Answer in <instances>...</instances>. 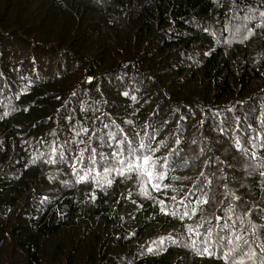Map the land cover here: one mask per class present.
Here are the masks:
<instances>
[{
    "label": "trees",
    "instance_id": "1",
    "mask_svg": "<svg viewBox=\"0 0 264 264\" xmlns=\"http://www.w3.org/2000/svg\"><path fill=\"white\" fill-rule=\"evenodd\" d=\"M260 11L264 0H0V264H223L219 249L217 256L201 258L185 248L189 234L181 227L206 219L217 228H239L236 220H214L224 217L221 201L229 199L219 169L212 168L209 203L181 220L165 217L141 197L135 174L116 177L97 165L92 179L77 183L67 164L46 161L49 155L57 160L50 152L54 141L73 142L87 156L88 137H94L92 146L99 143L93 128L114 131L115 122L143 136L151 124L158 140L184 133L182 145L168 143L157 152L164 157L169 148H180L165 181L177 191L152 195L179 201L189 185L172 177L190 180L207 170L204 161L213 153L201 149L220 140L215 156L236 166L229 175L239 181L229 187L249 205L259 203L264 194L245 175L250 152L234 148L236 132L221 135L213 125L231 118L226 110L240 101L246 103L237 114L255 108L244 123L256 127L258 116L264 120V69L253 64L264 56L255 27ZM233 14L236 23L253 27L249 40L223 31ZM246 15L255 19L245 21ZM218 38L230 43L217 44ZM81 126L88 131L77 136ZM100 150L110 155L107 147ZM185 159L195 162L185 168ZM158 239L165 242L160 251L139 255L142 245L155 247Z\"/></svg>",
    "mask_w": 264,
    "mask_h": 264
},
{
    "label": "snow or ice",
    "instance_id": "2",
    "mask_svg": "<svg viewBox=\"0 0 264 264\" xmlns=\"http://www.w3.org/2000/svg\"><path fill=\"white\" fill-rule=\"evenodd\" d=\"M231 11V9L229 10ZM255 11L249 9V12ZM260 23L255 27L260 29V36L264 39V11L259 12ZM239 18L233 14L224 24L223 31L231 33L233 39H239L241 41H247L255 35L253 27H250L247 23L238 24ZM255 17L246 15L245 21L254 20ZM205 31H208L205 29ZM230 43L229 40L222 41L217 39L216 43L220 44ZM209 53L205 52L204 55ZM254 65H258L259 69H264V56H258L253 60ZM264 74V73H262ZM23 79V78H21ZM94 80L93 77H87V82L91 84ZM27 87V85L25 86ZM99 91V89H97ZM23 94V92L21 93ZM77 92H73L72 95H77ZM121 95L127 97V92H122ZM18 98V97H17ZM59 99V97H57ZM135 99V97H133ZM246 102L240 101L239 104H245ZM233 105L232 108H228L226 111L233 113L231 118L225 116L219 124L213 125L214 130L218 129L221 135L229 132H236L237 137L234 140V148L244 155H249L251 163L248 164L245 171L246 176L253 178V187L258 188L259 191L264 194V120L258 116L256 119L258 124L253 127L251 123H244V121L255 112V108L248 110L245 108L244 114L240 115L236 113V108L239 106ZM27 111V109H25ZM59 111V110H58ZM82 112L86 109L81 108ZM8 115L7 112L4 114ZM107 115V113H103ZM221 113H214V116H220ZM66 119L70 117H65ZM185 117H181L184 119ZM98 119V118H97ZM95 123V122H93ZM130 125L131 121H127ZM167 123V121H165ZM203 123V121H202ZM244 123V128L247 129V134L243 135L241 130V124ZM235 124V127H232ZM75 127V126H74ZM104 128H108L109 125H103ZM150 131L144 132L143 136H140L138 132H135L131 128L121 129L119 125L113 122L112 128L114 131H108L106 133L101 132L99 128H93V131L97 133L95 139L99 141L97 146H92L91 141L94 137H88V155H85V149H81L76 152L73 147V142H67L61 146L60 143H55V147L50 149V152L57 157V160L52 159V155L48 156L47 163H62L67 164L76 178V182L80 183L87 179H92L89 175L91 172L96 171V166L99 165L104 173L109 175H115L116 177H122L127 179L129 174H135V184L138 194L146 199L151 200L155 209L165 217L179 218L181 220L185 218H191L196 215L201 209L200 205H206L212 198L210 177L215 175L212 172V168L219 169V177L225 181L221 187L224 188V195L229 197L228 200H222L221 204L224 205V217L214 216V220L225 219L228 221L236 220L239 223V228L235 224H227L214 227L213 224L207 222L206 219L201 220L199 223L193 225H182V231L188 233L186 243L184 247L191 250L197 257H215L217 252L215 249L220 250L219 259L223 264H246V261L251 264H264V195L261 196L260 202L252 201L251 205L245 201L242 197H238L229 187L230 184L239 183L235 175L230 176L229 172L236 170V166L229 163L226 158L215 156V151L218 149L214 145H219L220 140L213 143H205L204 149L213 153V158L204 161L207 167L201 168L198 175L194 178L187 177H172L173 180H180L188 183V188L183 192L182 198L177 201L175 196L170 198H158L152 195V193H160L162 189L170 188L172 191H177L172 185L167 184L166 176L170 174L176 168V161L179 159L180 148H169L167 154L164 157H160L157 152L167 147L168 143L174 145H182L184 142V133H179L175 138L166 137L162 140H158L159 129L153 128L151 124L147 125ZM88 129L81 126L79 132L86 133ZM55 135V133H53ZM75 140V137L73 138ZM153 141H157L153 144ZM84 143L83 140L79 141ZM40 143H44L43 140ZM196 143L195 140L192 141ZM245 143L250 147H245ZM107 147L110 151V155H105L100 149ZM227 149L225 153H227ZM31 162V161H30ZM194 160L185 159L182 162L183 167L187 168L194 163ZM83 164V167H81ZM63 183L67 184V181ZM95 183V181H94ZM183 187V183L181 184ZM241 189L245 187L244 184L240 185ZM95 200V194L91 197ZM168 199L171 200L173 207L170 209L168 206ZM47 197L42 198V202H46ZM246 209V210H245ZM244 229V231H241ZM202 230V231H201ZM202 239H194L193 237H201ZM252 241H256L253 244ZM183 238V237H182ZM169 240L173 244H178V240ZM164 240L158 239L152 242L155 247L141 246L142 251L139 255L143 254V251L152 253L154 251H160L164 247ZM259 249V253L256 251Z\"/></svg>",
    "mask_w": 264,
    "mask_h": 264
},
{
    "label": "rangeland",
    "instance_id": "3",
    "mask_svg": "<svg viewBox=\"0 0 264 264\" xmlns=\"http://www.w3.org/2000/svg\"><path fill=\"white\" fill-rule=\"evenodd\" d=\"M179 237H183L181 234H179ZM187 238V237H186ZM182 241V240H181Z\"/></svg>",
    "mask_w": 264,
    "mask_h": 264
}]
</instances>
